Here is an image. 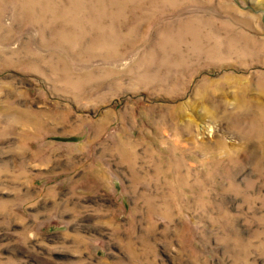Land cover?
Returning a JSON list of instances; mask_svg holds the SVG:
<instances>
[{"label": "rangeland", "instance_id": "rangeland-1", "mask_svg": "<svg viewBox=\"0 0 264 264\" xmlns=\"http://www.w3.org/2000/svg\"><path fill=\"white\" fill-rule=\"evenodd\" d=\"M0 264H264V0H0Z\"/></svg>", "mask_w": 264, "mask_h": 264}]
</instances>
